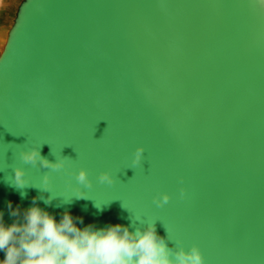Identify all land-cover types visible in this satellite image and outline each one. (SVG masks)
I'll list each match as a JSON object with an SVG mask.
<instances>
[{"label":"water","instance_id":"95a60500","mask_svg":"<svg viewBox=\"0 0 264 264\" xmlns=\"http://www.w3.org/2000/svg\"><path fill=\"white\" fill-rule=\"evenodd\" d=\"M33 146L65 166L25 163ZM16 167L22 189L11 184ZM81 167L91 187L75 180ZM101 171L115 182H99ZM160 193L169 200L158 206ZM33 197L84 225L154 223L173 252L196 245L204 264H264V8L22 0L0 53L5 222L6 201L23 209Z\"/></svg>","mask_w":264,"mask_h":264},{"label":"clouds","instance_id":"9594fccd","mask_svg":"<svg viewBox=\"0 0 264 264\" xmlns=\"http://www.w3.org/2000/svg\"><path fill=\"white\" fill-rule=\"evenodd\" d=\"M255 3L264 8V0H255ZM143 152L142 146L136 147L132 164L141 161ZM19 157L25 163L36 164L39 161L42 166L54 170L65 166V159L50 162L35 146L21 151ZM97 179L108 185L115 182L109 171H101ZM75 180L91 187L87 171L82 167L75 172ZM11 184L17 189L25 187L23 168H14ZM42 186L45 189L49 187L47 175ZM73 192L76 198L85 197L78 187ZM50 200L48 197L45 203ZM153 200L159 206L169 200V195L160 193ZM36 201L37 197H33L32 203L23 209L19 205L14 207L10 200L6 201L5 207L13 218L11 222H5L4 210L0 209V253H3L0 264H204L196 245L187 250L180 247L173 252L165 239L157 234L154 223L134 231L119 223L99 227L92 223L84 225L82 217H74L68 210L57 219ZM96 207L99 208L100 204Z\"/></svg>","mask_w":264,"mask_h":264},{"label":"rangeland","instance_id":"374dc122","mask_svg":"<svg viewBox=\"0 0 264 264\" xmlns=\"http://www.w3.org/2000/svg\"><path fill=\"white\" fill-rule=\"evenodd\" d=\"M22 0H0V32L7 34L16 8Z\"/></svg>","mask_w":264,"mask_h":264},{"label":"bare ground","instance_id":"6f19581e","mask_svg":"<svg viewBox=\"0 0 264 264\" xmlns=\"http://www.w3.org/2000/svg\"><path fill=\"white\" fill-rule=\"evenodd\" d=\"M18 1V0H17ZM6 35L5 33L0 32V53L2 51V48L4 46L5 40H6Z\"/></svg>","mask_w":264,"mask_h":264}]
</instances>
